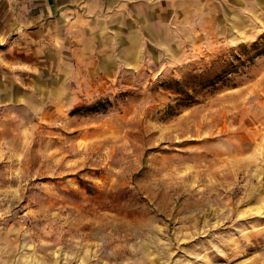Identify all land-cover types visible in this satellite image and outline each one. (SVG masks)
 <instances>
[{
	"label": "rangeland",
	"instance_id": "1",
	"mask_svg": "<svg viewBox=\"0 0 264 264\" xmlns=\"http://www.w3.org/2000/svg\"><path fill=\"white\" fill-rule=\"evenodd\" d=\"M0 264H264V0H0Z\"/></svg>",
	"mask_w": 264,
	"mask_h": 264
},
{
	"label": "trees",
	"instance_id": "2",
	"mask_svg": "<svg viewBox=\"0 0 264 264\" xmlns=\"http://www.w3.org/2000/svg\"><path fill=\"white\" fill-rule=\"evenodd\" d=\"M240 58L241 56L238 53L232 54V60L228 62H223L220 60L222 57H217V59L211 61V67L209 69L195 75V84L197 86L205 87L208 85H214L218 81L226 79L229 73L238 71L240 64L243 63ZM190 77L191 74H188L184 81L189 82ZM185 91H187V89ZM187 95L188 94H183L181 100L184 101L187 98Z\"/></svg>",
	"mask_w": 264,
	"mask_h": 264
}]
</instances>
